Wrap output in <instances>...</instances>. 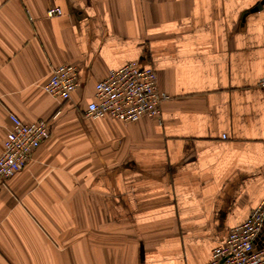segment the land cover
Wrapping results in <instances>:
<instances>
[{"label": "crops", "instance_id": "obj_1", "mask_svg": "<svg viewBox=\"0 0 264 264\" xmlns=\"http://www.w3.org/2000/svg\"><path fill=\"white\" fill-rule=\"evenodd\" d=\"M129 62L159 119L85 118ZM61 64L67 102L43 88ZM262 78L264 0H0V152L10 114L49 122L0 187V264H208L264 200Z\"/></svg>", "mask_w": 264, "mask_h": 264}, {"label": "built area", "instance_id": "obj_2", "mask_svg": "<svg viewBox=\"0 0 264 264\" xmlns=\"http://www.w3.org/2000/svg\"><path fill=\"white\" fill-rule=\"evenodd\" d=\"M57 7L49 8L48 17L61 15ZM264 90V78L257 84ZM44 91L54 99L67 102L79 88L77 70L61 64L50 70ZM169 96L157 86L156 72L151 67L129 62L111 70L96 82L92 98L83 108L88 119L113 118L123 123L143 117L159 119L161 103ZM11 129L5 135L0 152V187L11 176L25 168L32 153L49 137V122L37 120L24 123L9 115ZM208 264H264V200L239 226L228 231L225 241L216 246Z\"/></svg>", "mask_w": 264, "mask_h": 264}]
</instances>
